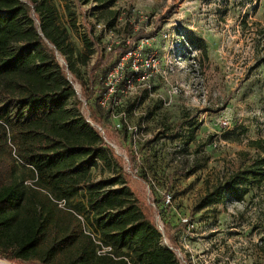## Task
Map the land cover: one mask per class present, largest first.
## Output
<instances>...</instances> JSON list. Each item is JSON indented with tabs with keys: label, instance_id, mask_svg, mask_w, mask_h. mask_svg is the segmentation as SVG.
<instances>
[{
	"label": "rangeland",
	"instance_id": "rangeland-1",
	"mask_svg": "<svg viewBox=\"0 0 264 264\" xmlns=\"http://www.w3.org/2000/svg\"><path fill=\"white\" fill-rule=\"evenodd\" d=\"M53 1L70 40L85 52L87 23L96 32L103 26L95 7L82 4L81 9L71 0L76 12L71 22L65 1ZM115 8L120 17L102 32L101 47L106 51L125 42L128 24L133 32L144 29L147 35L134 54L144 76L130 78L126 88L116 86L110 97L101 96L98 82L88 99L80 81L87 78L95 51L88 64L77 62L78 78L67 70L81 100L71 108L85 115L123 158L130 184L163 233V245L172 247L166 225L182 222L172 231L181 264H201L204 258L214 264H264V180L251 186L243 201L224 193L199 207L257 152L264 158L251 145L264 141V0H116ZM56 54L65 65L63 55ZM87 103L97 106L104 127L91 119ZM128 151L136 155L134 163ZM99 165L93 176L113 173ZM189 168L192 173L181 172ZM168 193L169 205L164 202ZM0 260L8 259L0 255Z\"/></svg>",
	"mask_w": 264,
	"mask_h": 264
},
{
	"label": "trees",
	"instance_id": "trees-1",
	"mask_svg": "<svg viewBox=\"0 0 264 264\" xmlns=\"http://www.w3.org/2000/svg\"><path fill=\"white\" fill-rule=\"evenodd\" d=\"M63 1L72 22V1ZM77 2L81 9L82 4L95 7L103 23L99 32L87 23L85 52L70 40L53 0H0V255L15 264H181L172 231L182 222L166 225L172 247L163 245V233L149 204L130 184L123 158L85 115L71 108L81 104L68 77V71L79 77L77 62L88 64L96 51L87 78L80 81L88 99L98 82L104 95L105 78L122 57L128 69L117 87L126 88L130 78L144 75L133 51L147 33L133 32L128 24L125 42L105 51L102 32L113 28L121 14L116 0ZM87 105L91 119L104 127L97 106ZM251 145L264 152L263 140ZM257 153L204 196L199 207L224 193L243 201L251 186L264 180V158ZM128 159L134 163L136 155L128 151ZM99 162L113 173L93 176ZM95 238L111 250L99 253Z\"/></svg>",
	"mask_w": 264,
	"mask_h": 264
},
{
	"label": "built area",
	"instance_id": "built-area-1",
	"mask_svg": "<svg viewBox=\"0 0 264 264\" xmlns=\"http://www.w3.org/2000/svg\"><path fill=\"white\" fill-rule=\"evenodd\" d=\"M133 54H135V51H133ZM126 59V57H122L121 58V60H120V62L112 69V70H110L109 72H108V74H107V76H106V78H105V84H106V86L108 87L107 88V95L110 97L112 94H113V92L115 91V88H116V86H117V82H118V80L120 79V73H122V71H121V69H123L124 68V64H125V60ZM136 64V63H135ZM134 67L135 68H137V66L136 65H134ZM121 71V72H120ZM144 76V75H143ZM105 102H106V99H103L102 101H101V104H105ZM107 141V140H106ZM107 143H109V144H111V145H113L112 143H110V142H108L107 141ZM124 156L127 158V156L124 154ZM164 202H165V204H171L172 203V195L170 194V193H168L166 196H165V198H164ZM183 221H184V223L185 222H187L188 221V218H183L182 219ZM95 240H96V242L98 243V244H100L101 245V247L99 248V250H98V252L99 253H106V252H108L109 250H111V247L110 246H104L103 245V243L99 240V239H96L95 238ZM201 264H214V262L211 260V259H207V258H204V260L202 261V263Z\"/></svg>",
	"mask_w": 264,
	"mask_h": 264
},
{
	"label": "bare ground",
	"instance_id": "bare-ground-1",
	"mask_svg": "<svg viewBox=\"0 0 264 264\" xmlns=\"http://www.w3.org/2000/svg\"><path fill=\"white\" fill-rule=\"evenodd\" d=\"M0 262H1V263H6V264H9V263L7 262V260H5V261H3V260H0Z\"/></svg>",
	"mask_w": 264,
	"mask_h": 264
},
{
	"label": "water",
	"instance_id": "water-1",
	"mask_svg": "<svg viewBox=\"0 0 264 264\" xmlns=\"http://www.w3.org/2000/svg\"><path fill=\"white\" fill-rule=\"evenodd\" d=\"M7 262H8L9 264H13V263H11L9 260H7Z\"/></svg>",
	"mask_w": 264,
	"mask_h": 264
}]
</instances>
